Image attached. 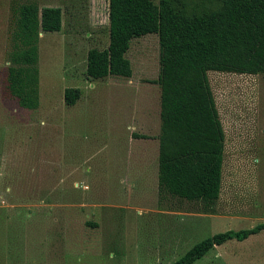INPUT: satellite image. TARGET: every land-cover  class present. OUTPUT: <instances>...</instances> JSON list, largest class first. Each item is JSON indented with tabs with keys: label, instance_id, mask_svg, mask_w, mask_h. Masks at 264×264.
<instances>
[{
	"label": "rangeland",
	"instance_id": "1",
	"mask_svg": "<svg viewBox=\"0 0 264 264\" xmlns=\"http://www.w3.org/2000/svg\"><path fill=\"white\" fill-rule=\"evenodd\" d=\"M26 1L0 0V264H172L216 233L264 223V73L208 71L226 138L206 211L159 189L158 34L131 40L130 77L91 79L89 50L109 45V0H35L61 7L63 26L41 34L40 105L25 109L6 78ZM68 87L81 90L74 105ZM193 264H264V230Z\"/></svg>",
	"mask_w": 264,
	"mask_h": 264
},
{
	"label": "trees",
	"instance_id": "2",
	"mask_svg": "<svg viewBox=\"0 0 264 264\" xmlns=\"http://www.w3.org/2000/svg\"><path fill=\"white\" fill-rule=\"evenodd\" d=\"M14 12L7 90L34 110L40 105L41 34L62 29L63 11L31 0ZM150 33L160 43L159 189L212 211L221 193L226 136L208 71L264 73V0H109V45L89 50L87 76L130 77L131 40ZM80 97L79 88H66L68 105ZM263 228L216 233L172 264H193L216 245Z\"/></svg>",
	"mask_w": 264,
	"mask_h": 264
},
{
	"label": "crops",
	"instance_id": "3",
	"mask_svg": "<svg viewBox=\"0 0 264 264\" xmlns=\"http://www.w3.org/2000/svg\"><path fill=\"white\" fill-rule=\"evenodd\" d=\"M203 215H205V217L207 216V214H203ZM262 230H264V228H263ZM262 230H261V231H262ZM261 231H260V232H261ZM258 233H259V232H258ZM256 234H257V233H256Z\"/></svg>",
	"mask_w": 264,
	"mask_h": 264
}]
</instances>
